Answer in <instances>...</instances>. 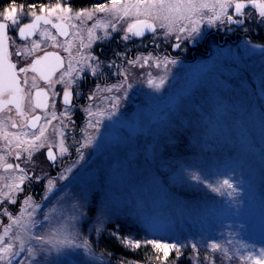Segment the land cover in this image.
<instances>
[{"label": "rangeland", "instance_id": "obj_1", "mask_svg": "<svg viewBox=\"0 0 264 264\" xmlns=\"http://www.w3.org/2000/svg\"><path fill=\"white\" fill-rule=\"evenodd\" d=\"M20 1L57 3L19 0L17 5L25 4ZM72 1L68 3L74 11L83 8L73 7ZM101 2L105 0L94 4ZM9 3L10 0H0V11ZM229 14L235 15L234 10L230 9ZM102 17L104 14L98 13L85 24L77 19L70 24L81 28L87 24L90 28ZM28 18L20 17L22 21ZM239 18L243 24L202 25L201 37L182 41L180 48L173 47L175 36L165 38L161 29L149 36L154 46L148 38L141 41L139 53L132 59L141 55L167 56L177 63L166 68L128 65L133 86L127 89L126 96L123 89L119 90L116 96L121 100L111 118L104 115L98 129L84 133L83 138L94 134L95 139L81 149L83 159L78 152L60 177L53 178L55 188L51 193L46 191L47 182L37 193H29L41 205L35 216L41 222L33 229L35 234H43L57 220L82 212L76 221V242L89 241L87 249L69 245L59 251L53 248L40 264H119L121 259L109 254L102 243L117 224L121 236L185 245L181 251L190 249L196 264H207L204 257L208 254L215 257L216 264H247L234 255L235 249L243 255L264 247V17L259 16L258 9L248 6ZM124 27L126 24L121 22L117 31L109 29L111 36L124 34L120 30ZM49 47L55 48L52 44ZM32 55L25 52L22 59L28 62ZM147 73L153 77L166 75L164 86H149ZM27 78L32 82L33 75ZM109 103L101 101L99 106L108 108ZM8 130L15 132L11 127ZM47 135L53 139L51 126ZM57 141L58 138L53 142ZM41 152L42 149L35 152L32 159L44 162ZM0 153H7L3 139ZM9 157L6 155L7 162ZM69 168L71 172L66 171ZM11 175L19 174L0 167V177ZM62 175L66 179H61ZM225 179L233 188L224 186L220 192L214 191ZM25 193L23 189L16 194V204L5 201L0 213L7 207L18 215ZM53 207L56 212L50 213ZM45 214L52 217L51 221H44ZM101 217L105 224L98 235L95 228ZM0 220L2 233L3 225L10 221L3 215ZM212 240L229 247L233 259L223 260L221 253H212L207 248ZM193 243L199 257L191 248ZM34 244L31 241L25 248ZM153 251L155 255L140 264H158L155 257L162 258V253ZM35 259L25 250L13 264L21 260L35 264Z\"/></svg>", "mask_w": 264, "mask_h": 264}, {"label": "snow or ice", "instance_id": "obj_2", "mask_svg": "<svg viewBox=\"0 0 264 264\" xmlns=\"http://www.w3.org/2000/svg\"><path fill=\"white\" fill-rule=\"evenodd\" d=\"M251 5L253 8L258 9L259 16L264 17V0H105V2L96 3L88 8H81L74 11L68 3L64 0L63 3L57 0L55 4H19L16 0H10V3L0 11V113H3L9 105H14L16 112L22 118H25L24 125L18 124L11 116H0V139L4 141V147L7 153H0V167H3L6 172H16L19 175H11L10 177H0V205L5 201L11 204H16L15 198L17 193L23 192V185L25 181H40L42 177L33 173L31 176L28 174L26 168L21 167L19 163L12 164L6 160V155L14 154L17 160L20 159L23 153H27V160L31 161L33 154L40 149L47 147L46 158L49 161L55 162L57 159L56 153L53 152V141L47 135L49 127L54 136L58 138L56 147L59 149V154L63 155L68 151L65 146L64 127L52 126V121L57 119L56 113L51 112L48 117H45V124L38 127V122L41 117L26 116L24 110L25 100V87L29 84L26 74L29 71L40 74V77L52 84L51 77L57 69L64 68L65 60L58 52H45L43 56H37L32 60L31 64L26 67L17 68V64L11 59L12 53L9 51V26L17 33L18 37L23 40H28L39 32L41 37L52 41L53 47H62L64 51L69 53L67 69L63 71L56 81L65 85L63 91V103L66 106L62 116H69L72 105V92L70 87L76 83L77 75L83 74L85 69H88L91 75L96 76L99 73L101 62L98 57L92 53L81 54L77 52V56H72L73 40H79L80 49L90 48L97 40H103L112 35L113 31H117V26L124 22L126 27L120 29L123 31V40H129L132 37H144L147 33L157 34L158 29L163 30L165 38L172 35L175 36L177 41L173 47L180 48L181 42L184 40L196 41L202 35V25L217 26L220 24H243L244 21L238 16L229 14V10L233 9L234 14L242 16L244 9ZM27 7L28 11L25 12ZM39 9V14L36 9ZM98 13H103L104 17L97 18L95 23L90 28H87V43L84 42V37L80 35L85 29L69 22L73 19L80 20L81 24L93 19ZM20 17H30V22L21 23ZM54 19L56 22H54ZM51 25L52 28L57 30L59 36L67 37L69 35V28L77 29L73 34V40H65L63 44L57 41V37L52 35L48 28H41L40 25ZM103 29V35L98 36L96 29ZM14 39V38H13ZM24 52L32 55L41 47V41L33 40L30 44L23 46ZM16 55L20 56L21 51L19 48L16 50ZM78 57V58H77ZM95 61V63H92ZM151 61V63H150ZM128 65L133 67L144 68L147 66H154L160 68L163 65L165 68L168 64H176V59H169L167 56H143L127 61ZM21 74H25L23 84L21 83ZM123 77L118 83L113 84L111 87H100L91 95L89 100H94L98 96L102 101H110L108 108L97 107L96 111L91 108L86 109L89 117L87 128L98 129L101 124V117L107 115L111 118L112 115L118 110V104L121 100L120 96H100L101 93L112 92L113 89L119 91L124 90L125 96L127 89L132 88L129 82L131 73L127 68L119 73ZM147 83L149 86L160 89L166 82V75L160 77H153L151 73H147ZM31 88L36 89L35 92V108H47L48 94L42 89L38 88L35 82V77L32 78ZM8 99H4L5 95ZM61 123L63 121L61 120ZM9 127L18 129V131L10 132ZM27 129V130H25ZM35 129V131H33ZM82 131H84L82 129ZM95 139L94 134H88L84 138V142L77 149L80 152V159H83L82 148L91 145ZM71 172V168L66 169ZM199 179L198 176L193 177ZM61 179H66L61 176ZM10 180V182H9ZM227 186L233 188L232 183L225 179L219 187H214L213 190L220 192L221 188ZM209 187H213L209 185ZM55 188L53 179H48L46 191L51 193ZM235 191V189H234ZM232 193H229L231 195ZM41 207L39 203L34 202L31 195L24 197L18 215H13L7 207L3 208L0 215L7 216L10 223L3 225V231L0 233V264H13L16 257L27 250L28 256L35 259V264H40V260L47 254H50L53 248L57 251L64 245L89 248V241L82 239L77 243L79 238L78 231L75 230L76 221L83 213H77L73 216H68L62 220H57L55 226L49 228L43 234H35L33 229L41 222L35 219L37 210ZM31 209V211H29ZM56 212V208L50 209V213ZM44 221H51L52 217L45 214ZM2 223V220H0ZM98 227L95 231L99 235L105 224L104 219L101 217L97 221ZM16 229V231H14ZM110 237H114L119 244L123 245L130 251H135L142 248L144 245H151L157 253H162L155 257L158 264H165L169 256L174 252L176 260L183 255L181 251L185 247L183 244L166 243L158 240H138L130 236L119 235V225H113V231L109 232ZM62 236V238H61ZM7 238V240H6ZM34 241L33 246L27 249L25 246L29 242ZM241 247L248 248V245H241ZM193 250H196V256L199 257V250L197 245H191ZM207 248L212 253L219 252L223 255V260L231 261L233 255H230V249L223 243L212 240L207 244ZM234 255L239 257L240 261L247 262V264H264V247L259 248L258 251L249 250L241 255L239 249H235ZM27 259V257L25 258ZM207 264H216V259L211 254L204 257ZM17 264H24V262L17 261ZM32 264V261H29ZM119 264H133L132 260L121 259ZM135 264H140L136 261ZM223 264V261L221 262Z\"/></svg>", "mask_w": 264, "mask_h": 264}, {"label": "flooded vegetation", "instance_id": "obj_3", "mask_svg": "<svg viewBox=\"0 0 264 264\" xmlns=\"http://www.w3.org/2000/svg\"><path fill=\"white\" fill-rule=\"evenodd\" d=\"M19 1V0H16ZM24 2L26 5L31 4L28 1H20ZM76 1H72L73 7H90L93 6L94 3L85 5V6H77L74 5ZM39 5V3H36ZM251 6V5H248ZM247 6V7H248ZM245 10V9H244ZM37 13L39 14V9H36ZM238 17H241L239 14H235ZM31 18H28L26 20H21V23H28L30 22ZM54 22L55 19H54ZM71 23V22H69ZM40 27L43 28H48L52 35L57 37V41L61 44L67 39V40H72L73 39V34L75 33L74 30L70 27L69 28V35L67 37L64 36H59L57 33V30L55 28H52L51 25H44L41 24ZM83 29H85L82 34L84 37V42L87 43V31L86 29L89 28V25H83ZM238 33V32H236ZM9 51L12 53L11 59L14 63L17 64V68L20 67H26L27 65L31 64L32 60L35 59L37 56H43L45 52H58L61 57L64 58L65 64L64 68L57 69L54 74L51 77L52 84L49 85L48 82L43 80L40 77L39 73L29 71L28 74H32L33 77H35V80L37 81V87L44 89L47 94H48V100L47 108H35L34 103H35V92L36 89L31 88V83L29 82V88L30 90H27V86L25 87V100H24V110L26 113L27 117L31 116H40L41 120L38 122V127L40 125H43L45 123V117L46 114H49L51 112H55L57 119L53 120L52 125L53 126H60L64 127V125H67L66 128H64L65 131V136H64V141H65V146L68 148V151L64 153L63 155L59 154V149L56 147V142H53L52 148L53 152L56 153L57 159L55 162L49 161L46 158V151L47 147L42 149V156L43 161H38L35 158L32 159L31 161L27 160V154L23 153L20 157L19 160L15 157V155H11L9 157L8 163L12 164H17L19 163L21 167H24L27 169L28 174L31 176L33 173L37 175H42V179L40 181H25L23 185V189L26 191L25 194L29 195L34 193H37L38 190L40 191V188L44 186V183L47 182L48 179H57L60 177L61 172L67 167V165L74 160L77 155L78 151L77 149L80 147V145L83 143V136L84 133L88 131L87 124L89 117L87 115L86 109L91 108L92 111H96L97 107L99 106V102L101 103V98L98 96L94 100H89L88 97L91 95L93 92L96 91L97 85L100 87L108 86L111 87L113 84L118 83L123 77L119 75L120 72L123 71V69L128 68V60H131L132 58L136 57L139 53V48H140V43L142 40H149V44L151 46L155 45V42L151 39H149L152 35V33H147L144 37H132L129 40H123L122 36L123 34H115L113 36H110L106 39L103 40H97L95 41L90 48L86 49H80L79 47V40H73V48L74 50L72 51V56H77V52H81V54H87V53H92L96 57L99 58L101 62V67L99 70V73L96 76H93L90 74L88 69H85V72L83 74L77 75V73H73V76L76 77V83L72 84L70 87V91L72 92V105H71V110L69 112V116L71 119L69 120V117L62 116L61 114L65 111V105L63 103V91L65 88V85L62 83H56V81L59 79L61 73L67 69V64H68V58H69V53L64 51L63 48L61 47H49L52 44L51 40H48L44 37H41L39 32H37L34 36H31L28 40H23L18 37L17 33L12 30L11 25L9 26ZM96 34L98 36L103 35V31L98 30L96 31ZM223 34L225 36H228L224 33H219ZM238 34H235L237 36ZM263 36H264V31H263ZM230 37V35H229ZM252 37V36H251ZM256 37V36H255ZM14 38V39H13ZM254 38V37H253ZM41 39V40H39ZM33 40H39L41 41V47L40 49H43V51L39 54H34L31 56V58L28 59V62L23 58L24 55V45L30 44L31 41ZM143 45V44H142ZM145 46V45H144ZM149 47L151 49L152 47ZM205 46V45H204ZM203 46V47H204ZM17 48L20 49L21 55L17 56L16 55V50ZM45 48V49H44ZM130 48V50L128 49ZM205 48V47H204ZM203 48V49H204ZM78 58V57H77ZM92 63H95L93 61ZM25 74H21V83L23 84V78ZM121 91H117L113 89L112 92L108 93H101L100 96H108V97H113L116 96L117 94H120ZM4 99H8V95L6 94ZM11 116L13 120H15L18 124L24 125L26 123L25 118H22L19 116L16 112L15 106L14 105H9L7 109L3 113H0V116ZM61 120L63 123H61ZM14 131H18V129L13 128ZM82 129L84 131H82ZM27 130V129H25ZM35 131V129H33ZM53 141L57 140V137L54 136ZM16 174H20L18 171L15 172Z\"/></svg>", "mask_w": 264, "mask_h": 264}, {"label": "trees", "instance_id": "obj_4", "mask_svg": "<svg viewBox=\"0 0 264 264\" xmlns=\"http://www.w3.org/2000/svg\"><path fill=\"white\" fill-rule=\"evenodd\" d=\"M76 1L74 5L77 6H85L91 3H94L95 1L99 0H74ZM106 239H102V243H105L106 245L103 246V248L109 253L113 254L114 256H117L118 259L125 258L127 260H133V261H145L151 256L155 255V252L152 249V246H143L142 248L130 251L126 249L123 245L119 244L118 241L114 237L105 236ZM192 256H194V253L192 251L189 252L188 250L183 253L182 257H179L178 260L175 258V253L173 252L172 255L169 256L168 261L170 264H196L192 260Z\"/></svg>", "mask_w": 264, "mask_h": 264}]
</instances>
